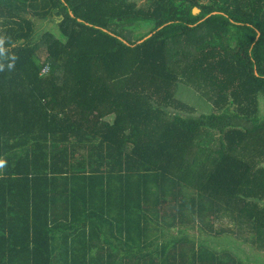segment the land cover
Listing matches in <instances>:
<instances>
[{"label": "trees", "instance_id": "trees-1", "mask_svg": "<svg viewBox=\"0 0 264 264\" xmlns=\"http://www.w3.org/2000/svg\"><path fill=\"white\" fill-rule=\"evenodd\" d=\"M0 36V264L243 263L188 223L264 245V0H0Z\"/></svg>", "mask_w": 264, "mask_h": 264}, {"label": "rangeland", "instance_id": "rangeland-1", "mask_svg": "<svg viewBox=\"0 0 264 264\" xmlns=\"http://www.w3.org/2000/svg\"><path fill=\"white\" fill-rule=\"evenodd\" d=\"M136 4L138 5H145L147 4V0H134ZM208 1V0H203ZM34 19V34L33 37L30 40V43H36L41 34L47 30H52L56 34L58 33V27L57 23L59 22L60 16L58 14H53L51 17L48 18H35ZM148 24H142L141 28L140 26L134 28L135 31L142 32L148 28ZM41 57H43L42 53H39ZM194 86L188 85L185 83L178 82L175 90V96L183 100L190 105L189 108H174L172 106H169L170 110H176L182 112L183 114H191V116H197V114L201 112H209L212 109L210 101L206 99V96L201 92L202 87L200 89L195 88ZM260 105H261V113H264V98L261 95L260 96ZM230 109H232V105H230ZM112 116H108L107 119L111 120ZM261 164L264 165V162ZM165 229V233L163 236H165V239L170 238V235L174 234L175 231L173 229H166V227H162ZM232 228V227H231ZM233 228L236 229V226H233ZM186 232V234L193 238L196 244H205L206 246L210 247L211 249H215L220 252V250L225 249L228 252L235 253L239 257L243 258L245 255L249 256L250 258L255 257L257 255L261 256V259H264V245L261 248H257L258 245L255 247L254 245H251L250 242H248L249 239L253 238L254 231L251 233H248L249 231L244 230L243 237L241 235L239 237H233L231 236V233H223L221 235L213 236L207 232H198L196 230L190 229ZM236 233V232H235ZM245 235V236H244ZM161 240V237H159V241ZM215 247V248H214ZM95 249V248H93ZM94 254V253H93ZM94 256V258H93ZM91 261H93L96 257V255L91 256ZM88 258V257H87ZM264 261V260H263ZM59 264H64L59 262Z\"/></svg>", "mask_w": 264, "mask_h": 264}, {"label": "crops", "instance_id": "crops-1", "mask_svg": "<svg viewBox=\"0 0 264 264\" xmlns=\"http://www.w3.org/2000/svg\"><path fill=\"white\" fill-rule=\"evenodd\" d=\"M94 209H95V207L94 206H91V207H89V211H90V213H92V211H94ZM170 229H173L174 231H175V233L174 234H172V235H174V236H177L178 234H179V232H178V227H172V228H170ZM190 229H193V230H196L197 231V226H196V223L195 224H190V223H188V225H186V226H184V227H182V229H180V230H182L183 232H187V233H189L188 231L190 230ZM202 232H204V231H202ZM229 232V231H228ZM227 231L226 232H222V233H220V234H211V235H213V236H217V235H221V234H223V233H227V234H229ZM231 233V236H233V237H236L237 238V235L235 234V233H232V232H230ZM80 235V234H79ZM83 237H84V239H85V236L84 235H82ZM188 236V235H187ZM189 237V236H188ZM162 241V239L159 241V242H161ZM93 242H95V237H94V239H93ZM75 245H77V246H80L81 245V242H76L75 243ZM61 245H59V247H60ZM215 248V247H214ZM215 251H217L216 250V248L214 249ZM95 251V249H92V252H94ZM117 251V250H116ZM217 252H219V251H217ZM237 257H239L238 255H237ZM86 259H87V257L85 258V259H83V260H81V262H79L78 264H86L87 262H86ZM239 259H242L243 260V263L242 264H264V259H261V256L260 255H257V256H255V257H252V258H250L249 256H244L243 258H241V257H239Z\"/></svg>", "mask_w": 264, "mask_h": 264}, {"label": "clouds", "instance_id": "clouds-1", "mask_svg": "<svg viewBox=\"0 0 264 264\" xmlns=\"http://www.w3.org/2000/svg\"><path fill=\"white\" fill-rule=\"evenodd\" d=\"M5 37L0 36V55H2L5 51L4 49V44H5ZM16 59L15 56L12 57V61L14 62V60ZM14 67V63H8L7 68L9 71H11ZM0 71H4V65L0 64ZM5 161L3 159H0V168H3L5 165Z\"/></svg>", "mask_w": 264, "mask_h": 264}, {"label": "water", "instance_id": "water-1", "mask_svg": "<svg viewBox=\"0 0 264 264\" xmlns=\"http://www.w3.org/2000/svg\"><path fill=\"white\" fill-rule=\"evenodd\" d=\"M198 12V8H196V7H192V9H191V13L192 14H196ZM215 13H217L216 11H214V12H212L211 14H215ZM210 15V14H209ZM209 15H206V16H209ZM205 16V17H206ZM105 30V29H104ZM154 32V31H153ZM153 32H151V33H149L147 36H145V37H143L141 40H138L137 42H141V41H143V40H145L146 38H148L149 36H151L152 34H153ZM120 39H122L121 37H119ZM123 40V39H122ZM125 43H126V41L125 40H123Z\"/></svg>", "mask_w": 264, "mask_h": 264}, {"label": "built area", "instance_id": "built-area-1", "mask_svg": "<svg viewBox=\"0 0 264 264\" xmlns=\"http://www.w3.org/2000/svg\"><path fill=\"white\" fill-rule=\"evenodd\" d=\"M49 70V66L46 65L45 67L42 68L41 73H46Z\"/></svg>", "mask_w": 264, "mask_h": 264}]
</instances>
